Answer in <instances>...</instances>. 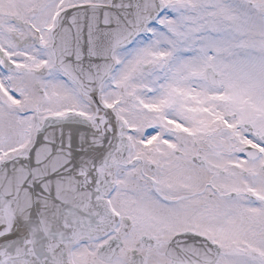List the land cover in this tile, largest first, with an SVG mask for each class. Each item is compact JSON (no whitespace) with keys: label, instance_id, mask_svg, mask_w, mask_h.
Wrapping results in <instances>:
<instances>
[{"label":"snow or ice","instance_id":"1","mask_svg":"<svg viewBox=\"0 0 264 264\" xmlns=\"http://www.w3.org/2000/svg\"><path fill=\"white\" fill-rule=\"evenodd\" d=\"M0 264H264V0H0Z\"/></svg>","mask_w":264,"mask_h":264}]
</instances>
